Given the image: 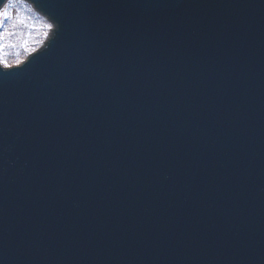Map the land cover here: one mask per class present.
<instances>
[{
	"label": "water",
	"instance_id": "water-1",
	"mask_svg": "<svg viewBox=\"0 0 264 264\" xmlns=\"http://www.w3.org/2000/svg\"><path fill=\"white\" fill-rule=\"evenodd\" d=\"M35 1L59 28L0 69V264H264V0ZM5 3L6 69L55 23Z\"/></svg>",
	"mask_w": 264,
	"mask_h": 264
},
{
	"label": "snow or ice",
	"instance_id": "snow-or-ice-1",
	"mask_svg": "<svg viewBox=\"0 0 264 264\" xmlns=\"http://www.w3.org/2000/svg\"><path fill=\"white\" fill-rule=\"evenodd\" d=\"M8 7H10V5H6L3 10H0V17H8L10 15V13L7 10Z\"/></svg>",
	"mask_w": 264,
	"mask_h": 264
}]
</instances>
